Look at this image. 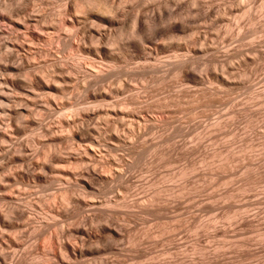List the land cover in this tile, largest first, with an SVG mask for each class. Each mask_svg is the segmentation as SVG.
<instances>
[{
  "label": "rangeland",
  "instance_id": "1",
  "mask_svg": "<svg viewBox=\"0 0 264 264\" xmlns=\"http://www.w3.org/2000/svg\"><path fill=\"white\" fill-rule=\"evenodd\" d=\"M0 264H264V0H0Z\"/></svg>",
  "mask_w": 264,
  "mask_h": 264
}]
</instances>
